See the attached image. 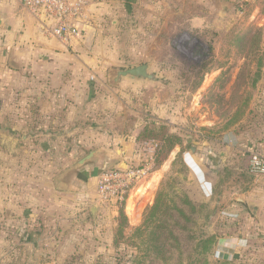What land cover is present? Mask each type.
<instances>
[{
  "label": "rangeland",
  "instance_id": "obj_1",
  "mask_svg": "<svg viewBox=\"0 0 264 264\" xmlns=\"http://www.w3.org/2000/svg\"><path fill=\"white\" fill-rule=\"evenodd\" d=\"M90 2L88 20L103 42L90 56L91 96L82 87L75 97L91 105L86 125L97 126L93 117L105 112L104 100L113 108L122 103L112 73L150 65L157 86L149 96L156 112L163 111L152 126L161 135L155 169L164 170L154 198L160 195L159 210L129 229L122 223L123 214L132 215L125 205L101 203L108 210H100L95 222L89 210L95 180L82 181L90 193L82 203L73 183L83 169L71 170L88 151L53 149L51 140L62 135L41 127L48 121L36 116L38 89L21 86L18 77L2 81L0 264H243L244 247L229 254L222 241L234 221L243 225L247 210L227 206L251 183L250 154L233 147L241 136L264 133V0H138L129 7L127 0ZM123 93L131 104L135 94L129 88ZM146 101L142 97L143 110ZM204 148L213 168L199 160ZM173 152L177 156L167 161ZM189 154L197 156L211 186L201 187L185 163ZM93 168L98 177L113 166L101 160ZM261 250L254 255L264 257Z\"/></svg>",
  "mask_w": 264,
  "mask_h": 264
},
{
  "label": "crops",
  "instance_id": "obj_2",
  "mask_svg": "<svg viewBox=\"0 0 264 264\" xmlns=\"http://www.w3.org/2000/svg\"><path fill=\"white\" fill-rule=\"evenodd\" d=\"M127 1V7H129V4L133 5L138 0ZM49 24L50 22L45 17H34L28 13L19 0H0V83L18 77L21 86H35L38 89V94L32 100L37 107H40L39 110L37 109L36 116L48 121L41 127H49L45 133L54 134L53 136L62 135V137L57 135L51 140L53 149L78 152L79 155L86 150L88 151L86 155L92 151L100 150L101 156L98 162L103 160L107 166L112 165L113 168L127 164L139 165L146 158L144 154L146 142L142 139L143 132L146 127H152L154 123L157 125L156 114L160 119L163 117V111L156 112L157 102L152 96H149V93L155 91L156 80L150 82L145 80L123 81L117 90L122 103L120 102L116 108H113L112 100L110 102L104 100L103 104H100L103 108L106 107L105 112L93 117L96 119L97 126L86 125L89 119L86 116V110L91 105H86L81 99H77L75 90L86 87L91 96L93 90L89 80L92 67L90 56L95 54L103 39L97 30L91 27L88 19L86 24L81 25L80 36L66 43L52 38L47 33L45 28ZM128 88L135 94L131 104L130 102L125 104L124 101L127 95L123 91ZM25 96V102L28 103L29 97ZM142 97L144 101L147 100L149 109L146 107L143 110ZM27 115L26 117L29 116ZM167 119L171 123V117ZM237 139L238 145L233 147V150L236 149V153L247 151L249 154L258 152L264 155V133L255 135L251 133L248 137L241 136ZM44 145L49 147V144L45 143ZM204 149L206 152L199 154V160L202 165L213 168L211 153L209 149ZM177 154L178 152L171 153L167 161L174 159ZM219 155L222 157L223 153ZM196 157L189 154L185 157V163L188 162L193 166L196 178L202 188L203 184L211 186V183L206 179L204 168H200V166L198 168ZM96 163L86 165L82 168L83 170L78 172L81 178L78 174L79 179L77 181L74 179L73 187L81 191L82 194L79 198L82 203L88 202L90 198L88 190L83 189L82 183L86 181L85 179H89V182L94 179L96 186L98 177L95 175L96 172H92ZM163 171L155 169L146 183L131 192L125 205V210H127L129 201L131 198L134 199L133 214L127 218L129 229H136L142 225L146 209L154 204L155 191L159 187L162 176L160 173ZM89 176L91 177L89 178ZM250 178V186L245 188L242 192L243 195L234 198L233 203L227 206L229 211L247 210L242 214L244 216L243 225L239 226L238 222L233 220V231L229 232L227 238L222 242L224 243L223 248L227 247L229 254H231L230 252L235 253L241 246L244 247L243 264H264V257L261 254L254 255L255 251L261 253V247L264 246V239L260 236L264 233V182L252 176ZM42 189L43 185L41 184L38 192H42ZM53 191L54 189L50 193ZM92 197H94L95 205H92L89 210L97 222L96 217L101 214L100 210L106 208L101 206V202L96 197V187ZM95 207L97 208L96 216L93 213ZM22 221L26 223L25 218L21 220V223ZM21 233L25 236L26 231L22 232L21 230ZM258 235L261 238H257ZM19 241H21V236ZM220 242L221 240L219 244H221ZM219 249L221 248L219 247Z\"/></svg>",
  "mask_w": 264,
  "mask_h": 264
},
{
  "label": "built area",
  "instance_id": "obj_3",
  "mask_svg": "<svg viewBox=\"0 0 264 264\" xmlns=\"http://www.w3.org/2000/svg\"><path fill=\"white\" fill-rule=\"evenodd\" d=\"M34 17H45L50 24L47 33L63 43L80 36L81 25L88 19L87 0H19ZM146 158L138 165L127 164L102 172L96 182V197L102 204L126 205L131 192L147 182L155 172L160 148L151 140L144 145ZM248 173L264 182V155L252 152L248 159Z\"/></svg>",
  "mask_w": 264,
  "mask_h": 264
},
{
  "label": "water",
  "instance_id": "obj_4",
  "mask_svg": "<svg viewBox=\"0 0 264 264\" xmlns=\"http://www.w3.org/2000/svg\"><path fill=\"white\" fill-rule=\"evenodd\" d=\"M151 67L148 64H143L140 65L138 67L135 68H131V69H119V70H115L112 73V77L110 80L111 85L113 86H117L119 84H121L123 81H139V80H145V81H154L156 79L155 74L150 72ZM193 141V138L191 136H188L186 138V143L189 144ZM194 145L191 148V153H195L196 152V146L198 145L197 142H193ZM101 156V152L100 150H95L90 152L88 155H86L85 157L81 158L74 166L71 170H77V169H81L83 167H85L88 164L91 163H96L98 162L99 158ZM125 166V165H124ZM121 166V167H124ZM119 168V167H116ZM56 183L58 185V188L60 189L61 186V182L57 179ZM96 207L93 210V213H95L96 211ZM253 212H256V210H253Z\"/></svg>",
  "mask_w": 264,
  "mask_h": 264
},
{
  "label": "trees",
  "instance_id": "obj_5",
  "mask_svg": "<svg viewBox=\"0 0 264 264\" xmlns=\"http://www.w3.org/2000/svg\"><path fill=\"white\" fill-rule=\"evenodd\" d=\"M158 133H160V131L158 132V131L152 129V127H146L144 132H143L142 139H143L144 142H147V141H150V140L159 141L158 139H156V138H160L161 137V135H159ZM168 150H172V149L169 147ZM158 158H157V162H158ZM156 170H158V168ZM159 204H160V195L158 194L154 205L152 207L147 208L145 213H144V220H143L144 223H146L147 219L149 217H151V216H154L156 211L159 210ZM127 222H128V220H127L126 216L123 214L122 215V223H123V225L124 224L126 225ZM127 225H128V223H127Z\"/></svg>",
  "mask_w": 264,
  "mask_h": 264
},
{
  "label": "bare ground",
  "instance_id": "obj_6",
  "mask_svg": "<svg viewBox=\"0 0 264 264\" xmlns=\"http://www.w3.org/2000/svg\"><path fill=\"white\" fill-rule=\"evenodd\" d=\"M131 201H132V200L129 201L128 208H127V212H128L130 215L133 214V213H132L133 210H132V204H131ZM130 215H129V216H130Z\"/></svg>",
  "mask_w": 264,
  "mask_h": 264
}]
</instances>
